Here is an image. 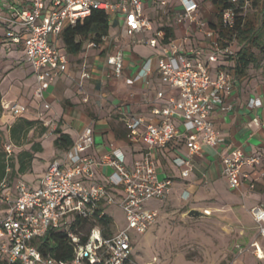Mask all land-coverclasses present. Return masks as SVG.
Wrapping results in <instances>:
<instances>
[{
  "label": "built area",
  "instance_id": "2783aa9c",
  "mask_svg": "<svg viewBox=\"0 0 264 264\" xmlns=\"http://www.w3.org/2000/svg\"><path fill=\"white\" fill-rule=\"evenodd\" d=\"M251 1L227 0L220 13L221 26L234 29L237 10L247 12ZM170 3V0H30L28 6L14 12L11 20L23 28L25 35L9 30L5 40L22 46L37 82L35 97L42 98V83L67 73V53L57 45V37L66 27L99 10L112 19L118 18L123 29L131 34L143 35L153 30L144 9L167 8ZM175 3L178 7L174 12L175 25L189 23L203 32L210 40V52L206 62L193 60L180 51L175 40H169L161 46L156 58H148L127 79L133 84L149 76L156 61L161 81L175 92L168 96L162 91L156 93L151 113L158 120L146 122L143 117L125 120L128 141L142 143L146 148L143 157L129 166L122 150L113 142L107 155L91 157L88 150L94 137L92 128L87 126L63 155L49 164L37 187L31 188L23 180L12 184L1 181L0 264H133L131 233L142 235L152 227L158 210L146 207V203L164 200L172 186L171 179L159 178L152 152L169 143L182 142L188 158H174L173 162L181 168V176L186 177L193 168V157L204 146L216 148L223 144L210 115L215 107L223 106L234 85L223 70H218L212 78L209 64L217 62L226 52L232 53L233 48L231 45L222 48L216 29L198 16L197 0H175ZM163 37L162 31H153L151 38L143 35L138 41L157 48ZM106 64L112 67L106 72L107 77L122 75L121 53L107 56ZM87 76L84 71L82 77ZM161 100L164 101L159 103ZM251 104L258 106L260 100H251ZM1 108L0 121L3 116L15 120L27 112V107L16 101H2ZM4 149L7 157L12 155L10 142L4 144ZM258 161L257 157L246 158L238 148L221 156L222 174L229 187H239L247 177L242 167ZM101 167L111 169L104 183L95 181V170ZM110 207H117L124 214L125 224L116 230H113L114 218L108 212ZM249 213L264 239V208L253 206ZM107 216L112 219V225L104 223ZM82 224L86 225L84 230ZM51 232L64 235L70 246L67 260L40 250V244Z\"/></svg>",
  "mask_w": 264,
  "mask_h": 264
},
{
  "label": "crops",
  "instance_id": "0c3cea01",
  "mask_svg": "<svg viewBox=\"0 0 264 264\" xmlns=\"http://www.w3.org/2000/svg\"><path fill=\"white\" fill-rule=\"evenodd\" d=\"M197 1L200 18L209 23L220 20L215 14L213 0ZM170 2V7L149 8L151 15L145 14L153 30L146 31L144 37L151 38L153 31L164 33L157 48L140 43L138 40L143 37L142 34H131L123 29L118 18L112 19L108 15L107 35L98 43L86 40L79 53H67L61 33L57 37V45L67 53V73L42 83V98H36L37 82L26 62L22 46L5 40V33L9 30L25 35L23 28L13 24L11 20L14 12L28 6L30 0H0V110L2 113V101H16L27 107V112L15 120L3 116L0 127L7 128L4 122L9 126L6 129V142L11 143L13 155L23 149L29 150L32 144L41 146V151L34 152L31 169L25 173L34 174L35 177L41 175L35 179L37 182L31 188L38 186L49 164L59 159L65 151L54 146L57 137L55 129L67 134L73 143L83 128L91 127L94 143L88 154L94 158L107 155L111 142L122 150L125 163L129 166L143 157L146 148L142 143L131 144L128 141L125 120L132 117H143L146 122L158 120L151 113L156 93L162 91L168 96L175 92L161 81L156 61L149 76L133 84H129L127 79L133 77L148 58H156L161 46L169 40H175L180 51L193 60L206 62L210 52V40L203 32L189 23L175 25L174 12L178 7L175 0ZM202 6L208 9L205 17ZM185 36L186 40L183 39ZM117 53L122 54L123 73L118 78H109L106 72L111 71L112 67L106 64V58ZM233 65V60L222 55L217 62L209 64L212 78L218 70H223L234 85L232 92L225 96L223 106L215 107L210 115L213 127L219 132L223 144L216 148L204 146L200 154L193 157V168L186 177L181 176V168L173 162L174 158H188L187 148L182 142H172L165 148H156L152 157L156 161L159 178L172 180L171 191L165 199L174 203L186 201L191 209H197L198 206L210 208L229 218L230 222L244 223L245 226L255 225V235L259 236L262 243L253 241L252 247L254 257L259 261L262 259L258 251L261 250L264 254V239L260 236L249 210L253 206L264 208V73L261 68L251 67L246 75L238 77ZM84 71L88 73L87 77H82ZM254 99H259L260 105L251 104ZM162 101L164 100L159 103ZM20 119L34 120L36 124L22 139L21 145H16L10 139L9 128L19 123ZM49 123L56 125L54 129L48 128ZM43 127L46 128L44 132L41 131ZM46 141L51 146L48 157L44 155ZM236 148L246 158L257 157L259 161L243 166L242 172L247 177L241 180L239 187L230 188L222 174L221 156ZM110 172L108 167L97 168L95 181L104 183ZM23 175L16 178L14 183L22 180ZM165 199L158 201L159 205Z\"/></svg>",
  "mask_w": 264,
  "mask_h": 264
},
{
  "label": "rangeland",
  "instance_id": "374dc122",
  "mask_svg": "<svg viewBox=\"0 0 264 264\" xmlns=\"http://www.w3.org/2000/svg\"><path fill=\"white\" fill-rule=\"evenodd\" d=\"M262 6L264 0H259L258 6L250 8L247 13V18L255 24L259 23ZM144 11L147 16L151 15V9ZM207 11V7L202 6L204 17ZM50 124L47 125L48 128L54 129L56 125ZM50 147L49 142L46 141L44 153L46 157L51 154ZM40 176L25 174L21 178L33 187L37 182L35 179ZM190 206L186 201L174 203L168 199L160 205L158 201L147 202L146 207L158 210V218L146 233L142 235L131 233L134 242L130 255L132 263L264 264L262 251H258L262 259L259 261L255 259L253 253V241L262 243L259 236L255 235V225L245 226L244 223L230 222L229 218L221 213L199 206L197 209L205 215L201 218H191L187 216ZM108 212L116 224L113 230L124 226V214L119 208L110 207Z\"/></svg>",
  "mask_w": 264,
  "mask_h": 264
},
{
  "label": "trees",
  "instance_id": "16d2710c",
  "mask_svg": "<svg viewBox=\"0 0 264 264\" xmlns=\"http://www.w3.org/2000/svg\"><path fill=\"white\" fill-rule=\"evenodd\" d=\"M259 0H253L251 6L257 7ZM213 6L216 15L220 19L221 10L227 6V0H213ZM247 13L242 9L237 10V20L234 29L229 30L221 26L220 20L211 22V26L216 29L219 35V41L222 48L229 45L236 46L232 53L226 52L222 56H227L233 60V69L235 75L240 77L247 74L249 68L262 69L264 73V6L260 10V20L258 24L247 18ZM108 17L99 10H93L89 16L78 20L75 25L66 27L62 34L65 50L67 53H79L83 43L90 39L98 43L102 37L108 33ZM237 48V49H236ZM1 113V110H0ZM20 122L13 124L9 128V136L16 145H21V141L26 137L28 131L36 124L34 120L20 119ZM6 129L0 127V182L5 180L12 184L16 178L27 173L31 169V163L34 158V152L41 151L39 144H32L29 150H20L7 157L4 149L6 143ZM46 130L42 128V132ZM54 133L57 137L54 140V146L58 150H66L72 140L67 134L61 133L55 129ZM104 223L113 224L110 217H105ZM86 225L82 224L81 229H85ZM42 252H48L57 258L67 260L70 256V246L64 240V235L51 232L40 244Z\"/></svg>",
  "mask_w": 264,
  "mask_h": 264
},
{
  "label": "water",
  "instance_id": "95a60500",
  "mask_svg": "<svg viewBox=\"0 0 264 264\" xmlns=\"http://www.w3.org/2000/svg\"><path fill=\"white\" fill-rule=\"evenodd\" d=\"M205 214L204 212H202L201 210L199 209H190L188 210L187 212V216L188 217H191V218H201L203 217Z\"/></svg>",
  "mask_w": 264,
  "mask_h": 264
}]
</instances>
